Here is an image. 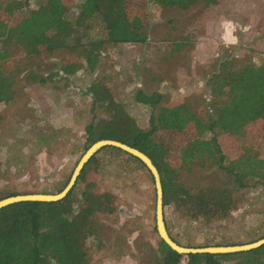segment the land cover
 Returning a JSON list of instances; mask_svg holds the SVG:
<instances>
[{
	"label": "rangeland",
	"instance_id": "rangeland-1",
	"mask_svg": "<svg viewBox=\"0 0 264 264\" xmlns=\"http://www.w3.org/2000/svg\"><path fill=\"white\" fill-rule=\"evenodd\" d=\"M146 45L117 44L107 50L87 74L78 51L59 49L48 55L26 57L13 48L2 64L6 72L19 69L14 99L0 103V193L56 194L85 152L84 127L94 117L90 84L102 77L109 95L121 103L141 129L148 128L149 108L133 100L140 90L157 93L163 104L184 102L197 116L210 114L207 80L224 60L260 56L264 40V0H215L204 7L198 3L188 10L161 9L151 0ZM74 4L68 18L82 0ZM38 1L31 0L30 8ZM86 38L100 37L94 23ZM252 47L253 50H247ZM261 57V56H260ZM75 69L67 78L62 68ZM47 77L43 85L35 78ZM57 75H60L58 78ZM256 122L238 136L220 139L226 160L256 155L264 159V129ZM210 136L205 135L204 139ZM72 199L91 184L94 196H109L111 214L96 213L97 235L86 241L87 264H154L158 257L154 227V191L150 175L130 156L103 148L85 168ZM187 188L229 183L224 172L206 163L180 171ZM245 190L234 194L236 210L222 219L192 221L174 207L163 208L170 234L181 244L203 247L212 244L242 245L264 236L263 188L247 181ZM235 191V187H232ZM80 203V202H79ZM224 246V245H219ZM240 259L235 258V263ZM179 264H185L182 259Z\"/></svg>",
	"mask_w": 264,
	"mask_h": 264
},
{
	"label": "trees",
	"instance_id": "trees-1",
	"mask_svg": "<svg viewBox=\"0 0 264 264\" xmlns=\"http://www.w3.org/2000/svg\"><path fill=\"white\" fill-rule=\"evenodd\" d=\"M30 1L0 0V103L11 102L16 94L19 69L15 72L2 69L13 48L20 49L29 58L59 49L78 51L84 62L82 72L92 74L107 46L148 43L149 15L145 0H82L70 19L68 13L73 0H35L38 4L33 9ZM151 1L161 9L180 10H188L198 3L204 7L215 4V0ZM94 23L100 27L101 35L87 39ZM260 56L255 59L252 53L218 63V69L206 83L210 98V114L206 118L197 116L184 102L163 104L159 94L147 95L136 90L134 102L149 108L146 130L137 126L121 103L113 100L99 76L90 84L88 92L92 96V112L99 110L102 117L93 116L84 127L85 150L104 139L135 148L151 160L159 173L162 210L172 206L192 221L224 218L236 210L239 199H234V194L245 190L247 181L261 186L264 195V159L249 154L225 165L226 157L220 145L224 136L236 137L256 122H262L264 129V40ZM60 72L67 78L75 69L66 67ZM32 74L33 71H28L24 78H35ZM35 79L43 85L47 77ZM205 135L210 137L204 139ZM93 159L94 156L86 163L62 200L17 203L0 209V264L88 263L86 241L98 232L94 215L113 211L110 197L94 196L89 183L80 193L79 201L72 199L77 182L83 179L85 168ZM204 163L222 170L230 182L195 189L184 186L179 179L180 171L189 172L191 167ZM14 195L18 194L0 193V200ZM166 231L175 243L190 247L176 240L167 227ZM219 245L231 246H207ZM157 253L154 264H179L182 259L185 264H264V246L237 254L184 257L159 240ZM235 258L240 261L235 263Z\"/></svg>",
	"mask_w": 264,
	"mask_h": 264
},
{
	"label": "water",
	"instance_id": "water-1",
	"mask_svg": "<svg viewBox=\"0 0 264 264\" xmlns=\"http://www.w3.org/2000/svg\"><path fill=\"white\" fill-rule=\"evenodd\" d=\"M112 148L136 159L149 173L153 183L154 191V227L158 239L172 252L180 255H196V254H210V255H227L237 254L253 251L264 246V237L254 242L231 245V246H207V247H185L175 243L166 231L162 213V187L159 173L151 160L142 152L132 148L126 144L115 140H99L91 144L85 152L81 155L76 165L74 166L70 177L64 188L56 194H23L6 197L0 200V209L7 206L24 203V202H39V203H52L62 200L73 188L77 178L79 177L82 169L86 163L101 149Z\"/></svg>",
	"mask_w": 264,
	"mask_h": 264
}]
</instances>
